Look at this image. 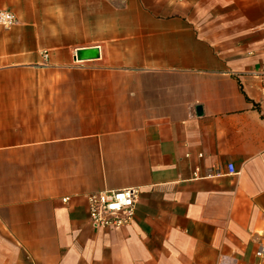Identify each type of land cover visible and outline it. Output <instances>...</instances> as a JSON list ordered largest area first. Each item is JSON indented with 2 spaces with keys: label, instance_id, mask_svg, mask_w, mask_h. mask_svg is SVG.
Masks as SVG:
<instances>
[{
  "label": "crops",
  "instance_id": "1",
  "mask_svg": "<svg viewBox=\"0 0 264 264\" xmlns=\"http://www.w3.org/2000/svg\"><path fill=\"white\" fill-rule=\"evenodd\" d=\"M0 8V264H264V0ZM129 185L93 227L85 194Z\"/></svg>",
  "mask_w": 264,
  "mask_h": 264
},
{
  "label": "built area",
  "instance_id": "2",
  "mask_svg": "<svg viewBox=\"0 0 264 264\" xmlns=\"http://www.w3.org/2000/svg\"><path fill=\"white\" fill-rule=\"evenodd\" d=\"M16 23V16L13 11L0 8V25L10 28ZM264 23V22H263ZM44 57L47 56L46 50L42 51ZM260 72L264 74V63L260 65ZM235 170L230 162H226V173H234ZM195 175V170L193 171ZM213 174H216L213 173ZM212 175V173H211ZM139 189L137 186L129 185L120 188H105L92 190L85 194L87 201L88 219L95 228L119 227L129 223L134 215L135 202ZM64 197L63 199H67ZM263 248L260 246L256 254L262 255ZM28 264H36L27 255ZM215 264H235V259L224 253H219Z\"/></svg>",
  "mask_w": 264,
  "mask_h": 264
},
{
  "label": "water",
  "instance_id": "3",
  "mask_svg": "<svg viewBox=\"0 0 264 264\" xmlns=\"http://www.w3.org/2000/svg\"><path fill=\"white\" fill-rule=\"evenodd\" d=\"M98 56H99V48L98 46L95 45L76 48L75 53L73 54L74 59H90V58H96ZM194 109L196 113H199L200 105L196 104Z\"/></svg>",
  "mask_w": 264,
  "mask_h": 264
},
{
  "label": "trees",
  "instance_id": "4",
  "mask_svg": "<svg viewBox=\"0 0 264 264\" xmlns=\"http://www.w3.org/2000/svg\"><path fill=\"white\" fill-rule=\"evenodd\" d=\"M240 89H241V87H240ZM242 90V89H241Z\"/></svg>",
  "mask_w": 264,
  "mask_h": 264
}]
</instances>
